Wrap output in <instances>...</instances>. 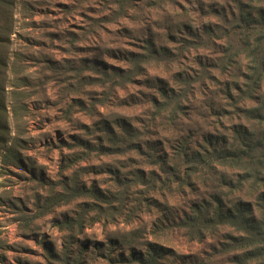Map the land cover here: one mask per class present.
Masks as SVG:
<instances>
[{"label":"trees","instance_id":"trees-1","mask_svg":"<svg viewBox=\"0 0 264 264\" xmlns=\"http://www.w3.org/2000/svg\"><path fill=\"white\" fill-rule=\"evenodd\" d=\"M69 2L37 23L41 0H0V162L30 173L23 233L73 206L45 264H264V0ZM54 108L76 132L44 179L28 125Z\"/></svg>","mask_w":264,"mask_h":264},{"label":"rangeland","instance_id":"rangeland-1","mask_svg":"<svg viewBox=\"0 0 264 264\" xmlns=\"http://www.w3.org/2000/svg\"><path fill=\"white\" fill-rule=\"evenodd\" d=\"M41 3V9L38 8L31 15L37 23L43 19H47L48 21L52 19L62 20L60 6L67 5L70 2L69 0H41ZM182 3L186 6L189 5L186 1ZM17 17L20 23L21 16L19 13ZM81 23L82 17L77 15L69 16L64 20V27L79 25ZM96 43L99 46L98 51L104 48V45L100 42ZM57 54L59 53L57 52ZM186 65L189 64L186 63ZM48 89L51 97L50 100H53L55 98L54 88L50 85ZM61 114L60 109L54 108L49 111L48 117L44 120L37 118L29 121L28 131L31 133L33 141L30 144L31 149L28 153L40 164L37 166L39 171L37 170V174L34 175L41 176L44 179H55L62 158L61 150L52 147L50 143L53 142L54 145H57L59 141L69 139L76 132L68 122L60 118ZM46 143H49V145H45ZM66 151L67 149L64 148L63 152ZM29 176V172L19 170L18 168H4L0 162V198H3V201L0 202V253L3 260H1L0 264H45L40 241L43 240L47 246L52 242L58 246L60 245V233L53 223L58 219H62L63 214L71 211L73 207L71 205H62L52 208V212L40 215L33 221L34 227L38 228L34 234H24L23 224L18 219L21 220L23 215H28L26 213L34 214L36 211L33 199L34 190L31 193L25 187L29 181ZM39 192L46 194L41 190ZM27 195H29V199L26 197ZM13 203H16L15 206ZM22 210H26L27 212L23 214ZM108 228H113V226H109ZM104 232L105 228L103 225L96 223L91 227H87L85 234H81L79 237L83 239L86 235L92 233L95 237L102 238ZM173 245H175L174 247L178 251L184 253H189L191 250L186 244ZM171 261L172 258L169 259L167 264H171Z\"/></svg>","mask_w":264,"mask_h":264}]
</instances>
